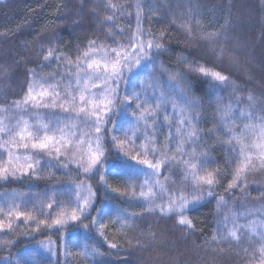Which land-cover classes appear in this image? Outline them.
I'll use <instances>...</instances> for the list:
<instances>
[{"label":"trees","instance_id":"16d2710c","mask_svg":"<svg viewBox=\"0 0 264 264\" xmlns=\"http://www.w3.org/2000/svg\"><path fill=\"white\" fill-rule=\"evenodd\" d=\"M111 3L123 6V11L119 8L114 11L108 6L109 0H0V107L8 108L23 100L28 73L33 69L38 78H47L48 83L59 84L61 89L70 82L73 85L74 67L55 58L45 61L43 55L47 49L57 48L75 62L90 40H96L97 46L127 43L137 28L139 10L144 39L154 38L169 49L155 55L137 77L132 76L137 84L139 79L148 84L147 74L151 72L155 87L149 86L145 91L153 97V103L162 97L160 126L156 130L157 154L160 159L164 158L166 137L170 128L173 135L177 127L182 103L177 98L195 99V110L185 109V115L196 118L193 122L198 134L196 155L207 154L211 162L205 167L209 171L221 169L223 178L215 186L216 197H207L205 192V198L186 211L194 230L179 226L144 203L136 189L140 176L132 173L135 167L126 160L127 156L122 159L123 153L109 136L102 169L107 183L100 182V172L84 179L95 196L93 206L77 221L68 219L63 225L53 223L63 213L71 216L75 208V200L67 187L80 183L83 174L73 164L64 168L61 160L43 162L34 174L18 173L15 179H0V220L13 224L12 229L0 230V264H17L21 260L28 264H259L261 245L245 239H221L218 223L221 206L218 207L217 200L232 192L234 198L236 188L229 190L228 184L239 165L237 159L225 168L233 156V145L228 142L231 127L226 128L224 124L227 90L212 87L215 83L210 76L189 70L180 57L183 55L209 70L224 73L215 51L209 48L211 42L221 37L233 44L234 36L242 38L244 44L248 43L249 59L253 62L251 66L246 63V72L262 88L242 81L239 77L244 79L243 73L228 69L226 72L236 84L243 85L244 93L250 88L253 95H258V112L264 119V0H111ZM109 15H114L111 22L105 19ZM213 34L214 39L204 38ZM176 72L182 74L181 78L169 81V75ZM173 102L177 105L176 115H172ZM134 108L133 104L126 115ZM164 108L170 114L168 120L163 117ZM113 119L119 122L124 116L117 114ZM108 127H113L112 121L108 122ZM143 129L141 125L140 132ZM120 135L123 138L122 133ZM172 147L174 150L175 141ZM186 151H193L192 143L187 145ZM4 158L0 156V160ZM123 160L128 163L124 168L120 167ZM181 170L177 161L162 167L161 175L167 177L165 187L170 193L186 192L184 183L178 181ZM9 209L27 212L35 219L9 218ZM93 217L98 220L95 225ZM41 220L46 223L41 224ZM100 224L104 225L103 229ZM43 242L52 243L57 255L48 256L37 250ZM109 244L117 247L110 248ZM33 251L36 255L30 256ZM83 251L102 255L86 256Z\"/></svg>","mask_w":264,"mask_h":264},{"label":"snow or ice","instance_id":"6c2138e0","mask_svg":"<svg viewBox=\"0 0 264 264\" xmlns=\"http://www.w3.org/2000/svg\"><path fill=\"white\" fill-rule=\"evenodd\" d=\"M109 7L114 11L119 8L123 11V6H117L109 0ZM139 7V6H138ZM106 21L114 20V15H109ZM142 12L137 11V28L133 32L132 37L127 43H117L115 47L100 45L97 46L96 40H90L88 47L80 55L77 56L75 62L59 49L49 47L43 55L45 61L52 58L60 61L63 60L75 69V86L70 82L64 89L59 84L48 83L47 78L37 77L35 69L28 73L29 81L27 91L22 101H16L8 108L0 107V150L7 154V159L0 160V179L7 180L9 178H17V174L27 175L30 172L35 173V169L42 161L36 159L30 154V151L46 152L50 157L54 156L57 161L64 158L63 167H69V164H75L77 168L85 175H94L100 172V182L106 184L107 180L103 172V164L105 157L106 145L109 143L108 137L115 146L130 160L135 161L138 165H144L156 175L161 174V168L169 165L173 161H177V166L182 167L183 182H192L193 190L196 193L191 199L182 193H170L167 205H159V210L164 215L175 213L178 217L177 224L185 227L187 230H194V224L186 215V211L190 206L198 204L207 197L215 198V186L221 182L223 178L219 167L209 171L205 165L210 163L207 154L197 156L195 152L198 134L193 126L195 117L185 115V109L195 110V99L189 101L178 97L182 100L180 104L179 118L176 127V136L171 134L166 137L167 144L164 147L163 159H157V148L155 147L159 141L156 138V130L160 126L162 97L157 98L153 103V97L145 91L149 86L155 87L152 83L151 72H149V83L145 84L143 79H139V84L132 79L140 69L147 67V62L152 61L153 57L161 51L169 49L163 42H156L154 38L144 39L145 33L141 28ZM122 31V30H121ZM191 34V29H189ZM205 39H214L215 34ZM160 40H163L161 34ZM155 50V51H153ZM103 53L99 59L94 54ZM180 61L186 64L189 70H195L205 76H210L213 81L219 83H227L228 77L219 71L209 70L204 65L196 61H189L183 55ZM181 73L176 72L169 75V81H176L181 78ZM123 87V90H122ZM215 87V85H212ZM187 91V87L185 89ZM251 101L252 97L249 96ZM135 108L131 112V119L126 115L128 109ZM59 109L66 113L63 120L57 118L53 122L52 119H37L36 123H32L30 119L25 118L28 109ZM177 105L173 102L172 115H176ZM232 111L231 105L227 106L225 116H230ZM9 113H14L9 115ZM122 115L124 119L117 122L113 118L115 115ZM243 114V113H241ZM167 108L163 110L165 120L169 119ZM55 116V111L53 112ZM251 117V113H249ZM79 121L94 130L92 132H78L76 123H66L65 121ZM113 122V127H108V122ZM126 122V126H125ZM233 123L231 119H225L224 124L227 128ZM141 125L144 128V140L137 145L136 141L140 139ZM187 126V127H185ZM151 130V131H150ZM229 132L231 130L229 129ZM123 138H121V134ZM131 133V135H129ZM252 137L250 142L249 137ZM78 137V138H77ZM179 137V139H177ZM175 141V149L173 150V142ZM235 141L239 145L237 151L233 145L231 151L233 156L225 164V168L233 164L239 159V165L232 173V179L228 184V189L242 187L246 178V173L259 168L264 170V122L259 124H246L237 135L232 133L228 136V142L231 144ZM189 143L193 144V151L187 152L186 148ZM85 144L87 147L85 148ZM20 150H24L21 154ZM72 152L69 158L68 153ZM134 153V154H133ZM171 153V155H169ZM149 155L152 159H149ZM132 173L135 174L140 169L133 168ZM150 183L145 180V185ZM156 185H159L157 180ZM82 188V185H78ZM143 187V186H142ZM115 191V189H113ZM87 195L77 192V205L73 209L71 216L66 213L57 217L53 223L55 225H63L68 219L77 221L81 215L93 206L91 186L87 187ZM140 195L146 200H151L153 192L149 187L148 192L141 191ZM224 203V197L221 196L217 200L218 207ZM53 205H48L51 208ZM19 208V205L15 206ZM2 210V209H0ZM99 211V209H97ZM245 213L242 215H248ZM9 218L15 216L19 219L26 216L27 219H35L24 211H7ZM45 224V220L40 221ZM98 223L96 217H93L92 224ZM52 227V225H48ZM5 227L13 228L12 222L4 223L0 220V230ZM85 228L88 225H84ZM104 225L100 224L103 229ZM253 235H258L264 241V221H252L248 225ZM236 228L227 233L221 239H239ZM215 240V237H213ZM110 248H116V244H109ZM45 251L50 252L53 256L57 255L49 243L44 245ZM61 254H63V244H61ZM83 255H102L99 252L89 253L82 252ZM35 256L33 251L29 254ZM17 264H28L26 261H17ZM36 264V262H33ZM259 264H264V244L259 248Z\"/></svg>","mask_w":264,"mask_h":264},{"label":"rangeland","instance_id":"374dc122","mask_svg":"<svg viewBox=\"0 0 264 264\" xmlns=\"http://www.w3.org/2000/svg\"><path fill=\"white\" fill-rule=\"evenodd\" d=\"M247 23V22H245ZM244 23V24H245ZM242 37V36H241ZM229 41V40H228ZM227 39H223L221 37L217 38L215 42H211L210 49L212 51H215V57L219 59L221 62V69L223 68L222 74L226 75L228 77V82L227 83H219L214 81L216 88L219 90L221 89H226L227 90V100L228 103L225 108V112L227 109V106L231 105L232 111L230 116H225L224 113V119H231L233 123L229 124L231 127L229 132V135L232 133L239 134L241 129L244 128L246 124L250 123H256L259 124L261 122H264V119H261L259 112H258V102L256 101V97L258 95H253L254 92L251 91L250 88H248V93H244V87L243 85L240 86L236 84L235 80H232L226 70L228 69L229 71H234L235 73H243L244 74V79L242 77H239L242 79L244 82H252L257 86L258 88H262L261 84L256 80L254 81L253 79L249 77L248 73L246 72V66L252 65L253 62L249 59V49H248V43L244 44L242 38L237 39V36H234V42L233 44H229ZM220 42H224V44H220ZM227 42V44H226ZM115 47V46H111ZM231 51V52H228ZM97 59H99L101 56H103V53H98L94 54ZM143 70L140 69L138 72L141 74ZM253 71H258L257 73H262V70H258L257 68H253ZM254 75V72H252ZM257 75V74H256ZM137 77V74L134 75V77ZM258 76V75H257ZM235 77L234 79H236ZM252 81H250V80ZM73 81V86H75V77L71 79ZM235 81V82H234ZM239 83V82H238ZM251 84L250 86H252ZM253 87V86H252ZM251 96L252 100L249 101L248 97ZM55 111V116H53V112ZM131 112L132 110L128 113V118L131 119ZM243 113V114H241ZM249 113H251V117H249ZM14 113H9V115H12ZM127 114V113H126ZM68 115L66 113H63L61 110L56 109H32L29 107L28 113L25 118L30 119L32 123H36L37 119H52L53 122L55 119L59 118L61 120L64 119V117ZM66 123H76L78 125L77 131H83V132H92L94 135V130L90 129L88 126L83 124L82 122L79 121H65ZM126 123V122H125ZM187 127V126H185ZM144 129L141 130V135L140 138L142 141L144 140ZM151 131V130H150ZM176 136V129L174 130L173 136ZM78 138V137H77ZM179 139V137H177ZM252 137L250 136L248 138V141ZM142 141L138 142L136 141L137 145H139ZM191 144V143H189ZM231 145H235L237 151L239 149V145L236 144L235 141H232ZM85 148L87 145L85 144ZM30 151V154L33 155L36 159H39L43 162H56L57 160L54 158V156L50 157L46 152H41V151ZM21 154H24V150H20ZM5 156L4 159H7V154L3 152V150H0V156L1 159ZM72 152L68 153L69 158L71 157ZM123 158L124 154L122 155ZM161 157V156H160ZM149 159H152V156L149 155ZM156 158L160 159L158 154L156 153ZM162 158V157H161ZM126 160L133 164V166L136 169H140L141 171L137 172V174L140 176V183L136 185V189L138 190L139 194L141 191L148 192L149 187L152 188V198L151 200H146L144 197H142V200L146 205H148L151 209L156 210L162 216L164 215L161 213L159 210V205L164 204L167 205L168 200H169V194L170 192L167 190L166 186V181L167 177H162L161 174L156 175L152 172L151 169H148L144 165H138L136 164L135 161L130 160L128 157ZM61 161H64V158H61ZM74 167H77L75 164H73ZM124 166H128V163L123 160L122 165L120 167L124 168ZM163 167V166H162ZM161 173H162V168H161ZM82 180L80 183H75L72 184L71 186L67 187V190L72 193V197L74 198L75 202V207L78 203L77 201V192H81L82 195H87V187L89 186L84 179L88 175H85L83 172ZM181 179L178 181L181 183L183 182V172H181L178 175ZM149 180L150 183L148 185H145V180ZM159 181V185H156V181ZM78 185H82V188H78ZM143 186V187H142ZM184 186L187 188L186 192L183 193L184 195L188 196L190 199L193 195L196 193L193 190L192 182L189 181L187 183H184ZM181 193V191H179ZM233 192L226 198H224V203L221 206V211H219V218H218V223L220 225V230L222 231V235L226 236L227 233L231 230H234L236 228H239L240 230L238 231V236L239 239H245L249 243H258L261 245L263 241L260 239L258 235H253L251 231L248 228V225L252 221H264V170H260L259 168L249 171L246 173V178L243 181L242 187H238L234 190V198H232ZM93 201V197H92ZM195 206V205H193ZM190 206L189 208L193 207ZM245 213H250L248 215H242ZM168 218L173 219L177 223V215L175 213H169ZM183 227V226H182ZM260 231H264V229H260ZM236 240V239H235ZM248 243V244H249ZM49 242H43L41 243L38 247H36L37 250H39L42 254H47L48 256H53L50 252L45 251L44 245H48ZM52 247L54 248L53 244L51 243Z\"/></svg>","mask_w":264,"mask_h":264}]
</instances>
